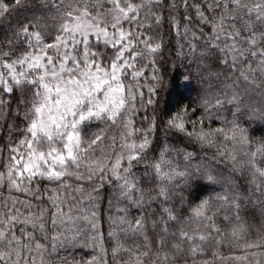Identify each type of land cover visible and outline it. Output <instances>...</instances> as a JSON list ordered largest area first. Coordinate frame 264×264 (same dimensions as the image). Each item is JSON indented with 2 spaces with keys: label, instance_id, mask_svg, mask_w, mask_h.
Listing matches in <instances>:
<instances>
[{
  "label": "snow or ice",
  "instance_id": "1",
  "mask_svg": "<svg viewBox=\"0 0 264 264\" xmlns=\"http://www.w3.org/2000/svg\"><path fill=\"white\" fill-rule=\"evenodd\" d=\"M0 264H264V0H0Z\"/></svg>",
  "mask_w": 264,
  "mask_h": 264
}]
</instances>
